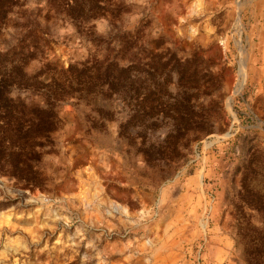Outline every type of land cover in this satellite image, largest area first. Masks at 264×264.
I'll list each match as a JSON object with an SVG mask.
<instances>
[{
	"label": "rangeland",
	"instance_id": "obj_1",
	"mask_svg": "<svg viewBox=\"0 0 264 264\" xmlns=\"http://www.w3.org/2000/svg\"><path fill=\"white\" fill-rule=\"evenodd\" d=\"M109 1L117 19L81 30L21 1L53 42L41 60L63 70L114 54L116 32L129 39L145 20L146 97L56 104L43 188L0 176V264H264V0ZM13 35L2 27L0 48ZM150 60L166 66L163 90Z\"/></svg>",
	"mask_w": 264,
	"mask_h": 264
},
{
	"label": "trees",
	"instance_id": "obj_2",
	"mask_svg": "<svg viewBox=\"0 0 264 264\" xmlns=\"http://www.w3.org/2000/svg\"><path fill=\"white\" fill-rule=\"evenodd\" d=\"M21 1L0 0V29L14 28L12 43L0 48V176L13 180L21 189L41 190L46 181L42 155L53 150L54 145L48 137L57 128V117L52 111L58 102L85 101L98 95L121 96L123 100L125 90L129 89L132 91L130 99L136 102L146 97L140 93L142 45L138 43L141 28H145L147 22L142 20L141 28L129 39L116 32L114 36L119 40L114 54L103 59L94 55L84 63H72L63 70L57 69L49 56L41 60L53 42L36 17L22 8ZM45 5L47 16L50 13L61 16L78 30L90 20L113 21L120 13V6L109 0H45ZM88 35L93 39V33L88 32ZM149 54L154 56L153 51ZM119 59L126 60L128 68L121 67ZM35 60H41V70L30 75L25 68ZM164 67L152 60L148 64L150 81L160 90L170 79L166 74L168 76L158 82L160 75L165 74ZM39 74L45 78L40 80ZM14 92L15 97L12 96ZM20 92L27 93L30 100L19 97ZM159 100L160 106L166 107L164 101Z\"/></svg>",
	"mask_w": 264,
	"mask_h": 264
},
{
	"label": "water",
	"instance_id": "obj_3",
	"mask_svg": "<svg viewBox=\"0 0 264 264\" xmlns=\"http://www.w3.org/2000/svg\"><path fill=\"white\" fill-rule=\"evenodd\" d=\"M34 17H36V19H37V21H38V14H36ZM39 22V21H38ZM39 77L40 78H43L44 77V75L43 74H39ZM52 113H53V115L55 116V117H57V126H58V124H59V122H60V119H59V117H58V110H57V108H56V105H55V107H54V110L52 111ZM57 129V128H56ZM56 129L53 131V132H51L50 133V135H49V137H48V140H50L53 144H54V132L56 131ZM43 156V155H42Z\"/></svg>",
	"mask_w": 264,
	"mask_h": 264
}]
</instances>
